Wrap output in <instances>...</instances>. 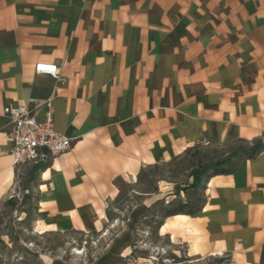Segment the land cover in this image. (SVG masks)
<instances>
[{"label":"crops","instance_id":"1","mask_svg":"<svg viewBox=\"0 0 264 264\" xmlns=\"http://www.w3.org/2000/svg\"><path fill=\"white\" fill-rule=\"evenodd\" d=\"M38 62L58 76L36 75ZM47 97L72 147L14 167L2 109ZM203 142L262 148L204 180L198 213L165 218L156 237L180 264H264V0H0V225L24 196L36 232H100L117 179ZM165 195L133 206L96 264H128L140 218L181 198Z\"/></svg>","mask_w":264,"mask_h":264},{"label":"rangeland","instance_id":"2","mask_svg":"<svg viewBox=\"0 0 264 264\" xmlns=\"http://www.w3.org/2000/svg\"><path fill=\"white\" fill-rule=\"evenodd\" d=\"M246 145L237 142L214 146L203 142L187 153L183 151L171 161L142 168L143 173L134 183L117 179L113 184L117 196L113 201L106 202L105 215L108 213L110 219L106 217L107 223L100 232L71 230L39 234L35 231L33 200L24 196L16 198L11 204L13 224L0 225V253L8 264H96L108 243L129 219L133 206L145 196L165 195L169 191L179 192L183 189L185 198L179 193L181 198H174L169 209H177L183 202L188 207L185 209L187 212L195 209L201 201V194L198 190L186 188L191 181V169L199 166V170L206 169L207 173L215 167L233 170L240 160L239 152L235 150ZM216 161H222V164L217 165ZM150 191L153 193H148ZM165 200L158 201L138 221L140 224L133 230L131 253L127 258L130 261L134 258L135 262L128 260V264H180L183 260L182 252L173 255L165 247L164 238L160 240L155 234V228L162 220L160 212L166 207Z\"/></svg>","mask_w":264,"mask_h":264},{"label":"built area","instance_id":"3","mask_svg":"<svg viewBox=\"0 0 264 264\" xmlns=\"http://www.w3.org/2000/svg\"><path fill=\"white\" fill-rule=\"evenodd\" d=\"M36 75L58 76L56 65L38 62L33 66ZM42 117H37V111ZM54 106L51 97L31 99L27 104L6 106L2 116L11 126L6 138L12 143L10 157L14 167L42 166L70 151L72 139L54 129Z\"/></svg>","mask_w":264,"mask_h":264},{"label":"trees","instance_id":"4","mask_svg":"<svg viewBox=\"0 0 264 264\" xmlns=\"http://www.w3.org/2000/svg\"><path fill=\"white\" fill-rule=\"evenodd\" d=\"M262 148V145L260 143H256L254 145H246V147L244 148H237L235 151L239 152V157H240V160L242 159H250V158H253L254 156H256L258 154V152L260 151V149ZM192 148L190 149H187L186 151H184L185 153L189 152ZM238 160V162L240 161ZM215 164H222V161H216ZM235 170V167L233 170H226V169H217V167H215L214 169L211 170L210 173H207V170L206 169H200L199 170V166L197 167H194L193 169H191V174H190V179H191V182L190 184L186 187L188 189H194V190H198L200 191V189L202 188V183L204 180H207L211 177H214V176H217V175H226V174H230L232 173L233 171ZM143 173V169L140 170L138 176H137V180L139 178V175ZM179 192H183V189H181ZM179 192L176 191V194L178 195ZM148 193H153L152 191L148 192ZM171 203H168L166 204L165 206L168 207L169 205L171 206ZM200 203V202H199ZM164 208L160 214L162 215V220L160 221V223L157 225V227L155 228V232L156 230L159 228V226L161 225L162 221L167 218V217H170L172 215H176V214H181V213H185V214H188V215H195L198 213L199 211V204L196 205L195 209L187 212L185 209L188 208L186 206V204H182L179 208L177 209H168L167 208ZM106 217L107 219H110L109 218V214L106 213ZM155 218V217H154Z\"/></svg>","mask_w":264,"mask_h":264},{"label":"bare ground","instance_id":"5","mask_svg":"<svg viewBox=\"0 0 264 264\" xmlns=\"http://www.w3.org/2000/svg\"><path fill=\"white\" fill-rule=\"evenodd\" d=\"M176 219L177 220L174 223V225H176V226H181L183 224V221L186 220V218L182 217V216H179ZM168 225H169V223H166V224L163 225V227L161 229V233L162 234L166 232V230L168 229ZM37 233L44 234L45 230L43 229V227H37Z\"/></svg>","mask_w":264,"mask_h":264}]
</instances>
